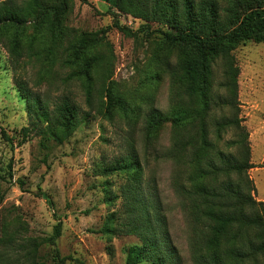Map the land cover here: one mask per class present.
<instances>
[{
    "label": "trees",
    "instance_id": "obj_1",
    "mask_svg": "<svg viewBox=\"0 0 264 264\" xmlns=\"http://www.w3.org/2000/svg\"><path fill=\"white\" fill-rule=\"evenodd\" d=\"M105 1L109 10L141 20L138 30L157 32L160 37L151 52V88L136 98L150 107L156 87L152 84L160 73L167 75V109L151 107L143 114L142 136L145 145L152 146L158 129L165 122L169 124L164 157L174 165L171 185L190 223L188 251L192 264H264V208L247 173L253 165L248 133L238 117L239 68L233 55L242 41L264 43V0ZM71 7L72 0H0V44L12 61L20 55L21 47L33 54L43 50L49 60L68 34L62 21ZM149 23L158 27L149 29ZM27 25L32 29L30 34L25 33ZM113 26L125 36L136 34L116 20ZM98 39L96 32H82L68 41L66 78L79 80L88 107H92L94 90L98 94L96 111L106 117L118 112L133 129L140 105L122 100L107 68L98 86H92L102 59L95 51ZM215 64L220 80L213 86ZM15 86L24 100L28 121V129H23L35 131L41 143L47 139L60 142L79 124L77 106L69 97L63 96L50 108L25 82L15 80ZM0 135L10 140L1 127ZM127 148L125 155L102 166V174H122L124 180L118 194L110 197L111 184L107 180L102 184L106 202L111 205L119 198L120 203L101 229L112 234L119 231L116 223L138 238V244L125 249V264L142 260L147 264H181L156 190L153 185L143 186L141 164L131 141ZM59 232L56 222L47 238L33 242L22 254L25 262L18 259L19 255L9 259L1 252L0 264H46L34 258L36 246L42 241L53 245ZM0 242H9V238L3 239L2 234ZM54 255L57 257L56 250ZM64 259L62 256L51 264Z\"/></svg>",
    "mask_w": 264,
    "mask_h": 264
},
{
    "label": "rangeland",
    "instance_id": "obj_2",
    "mask_svg": "<svg viewBox=\"0 0 264 264\" xmlns=\"http://www.w3.org/2000/svg\"><path fill=\"white\" fill-rule=\"evenodd\" d=\"M115 20L136 34L123 35L113 26ZM141 23L130 15L109 10L105 0H72V7L62 21L68 34L49 60L43 50L33 54L21 47L20 55L12 61L5 46L0 44V127L10 138L0 135V236L9 238V242H0V253L6 252L9 259L19 255L18 259L25 262L22 254L27 248L47 238L52 226L59 222L60 232L54 244L42 241L36 246V260L51 264L64 256L59 264H125V249L139 240L116 223L114 227L119 231L103 233L101 228L120 199L108 204L102 184L106 180L111 184L107 193L110 197L118 194L124 177L117 173L104 175L102 166L125 155L131 141L141 164L143 186L153 185L156 190L180 263L192 264L188 251L190 223L171 185L174 165L164 157L169 144V124L165 122L158 129L152 146L151 143L146 146L143 141V114L151 107L167 109L168 78L160 73L152 84L156 87L150 107L136 98L151 88V52L160 38L157 32L138 30ZM157 27L149 23V29ZM31 30L27 25L25 33L30 34ZM82 32H96L99 38L95 51L102 59L92 86H98L107 68L112 86L122 100L140 105L133 129L118 112L110 117L97 112L98 94L94 90L92 107H88L79 80L66 78L68 41ZM233 55L239 68L238 117L248 133L249 159L253 165L247 173L255 197L263 202L264 208V43L242 41L234 48ZM170 60H174L172 53ZM213 76L214 86L220 80L217 64ZM18 79L38 92L50 108L63 96L69 97L78 109L77 127L60 142L47 139L42 143L35 131L23 129H28V121L24 100L15 86ZM228 137L229 133L225 135Z\"/></svg>",
    "mask_w": 264,
    "mask_h": 264
}]
</instances>
